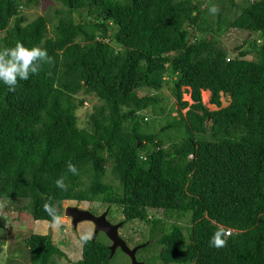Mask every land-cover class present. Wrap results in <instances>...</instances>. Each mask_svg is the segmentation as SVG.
Here are the masks:
<instances>
[{
  "label": "trees",
  "instance_id": "1",
  "mask_svg": "<svg viewBox=\"0 0 264 264\" xmlns=\"http://www.w3.org/2000/svg\"><path fill=\"white\" fill-rule=\"evenodd\" d=\"M39 1L0 0V49L51 57L15 90L0 85V198L49 222L45 202L60 216L64 200L118 204L124 224H150L136 244L155 241L164 263L264 264V0H55L54 16L30 19ZM230 28L248 33L232 50ZM80 93L100 100L85 125ZM217 228L231 230L219 249ZM52 238L25 239L31 264L63 258ZM109 244L82 241L74 264H110Z\"/></svg>",
  "mask_w": 264,
  "mask_h": 264
},
{
  "label": "rangeland",
  "instance_id": "2",
  "mask_svg": "<svg viewBox=\"0 0 264 264\" xmlns=\"http://www.w3.org/2000/svg\"><path fill=\"white\" fill-rule=\"evenodd\" d=\"M236 1L242 2L244 0ZM218 6L219 3L216 4V7ZM60 8H62L61 4L55 0H40L39 4L32 5L26 9V11L29 15V18L32 19L38 14L54 16L55 10ZM212 18H216V12L213 14ZM247 34L248 33L245 30L230 28L221 36L222 45L227 49L232 50L235 46L245 42ZM249 36H251V34ZM250 57L252 56H249V58ZM161 94L169 97L170 106H175V99L171 95L170 87L167 84L161 89ZM79 96L85 97V105L77 110V116L79 123L81 125H85L87 113L91 112L93 105L99 103L100 100L94 94L80 93ZM209 98L210 94L206 99L202 93L203 102L210 109H217L218 107L215 104L209 102ZM184 99L192 102L189 93H184ZM229 99V96L223 95L222 105H227L229 103ZM185 110L186 109H184V111ZM173 114H176V112H173ZM163 121L164 118L160 117L156 123L157 125H160L163 123ZM72 205L89 209L95 214H99L106 209V207L103 208L102 205L98 203L92 204L86 201L78 202L76 200H64L62 203V221L65 220V217H68L64 214V209L67 206ZM24 206H26V201L11 203L6 199L0 198V264H31L29 249L25 239L32 233H50L52 237H55V239H52L54 240L55 244L64 252V256L62 259L54 256L53 264H74L76 261L81 259L82 240L80 237L82 235L92 237L94 232V223L92 221H81L78 223L76 228L73 226L71 221V226L64 224L63 227L53 229L50 222L34 219L30 210L29 212L27 209L21 210ZM149 215L164 217L162 209H149ZM122 217L123 214L120 206L118 204L111 205L107 214L109 221L116 223L121 221ZM188 219L189 216H186L179 222L184 225ZM150 227L151 226L149 223L134 219L133 221H128L126 224L123 223L122 227L119 229V233L126 240L130 247H134L137 245L136 243L141 241L143 242L145 240L148 241L151 238ZM98 236L99 239L107 243H111L104 232H99ZM158 251L159 246L155 241H152L147 246L142 248L140 247L136 253V256L137 259L144 261L145 264H174L164 263L158 259ZM111 257L110 264H131L129 256L124 251H122L121 248H117Z\"/></svg>",
  "mask_w": 264,
  "mask_h": 264
},
{
  "label": "clouds",
  "instance_id": "3",
  "mask_svg": "<svg viewBox=\"0 0 264 264\" xmlns=\"http://www.w3.org/2000/svg\"><path fill=\"white\" fill-rule=\"evenodd\" d=\"M209 11L215 13L217 9L212 7ZM50 60L51 57H49L46 49L39 46L27 47L22 42H17L14 47L0 49V85L7 86L10 91H13L18 81L28 80L30 76L38 74L41 62H49ZM67 167L69 172L73 174L77 172L72 163L69 162ZM55 184L58 189L67 190L63 177L56 179ZM43 211L50 217L53 228L62 224V218L57 213L54 204L45 202ZM227 236L228 233L223 228H217L209 240V246L217 249L225 247ZM80 239L86 243L90 237L82 235Z\"/></svg>",
  "mask_w": 264,
  "mask_h": 264
},
{
  "label": "water",
  "instance_id": "4",
  "mask_svg": "<svg viewBox=\"0 0 264 264\" xmlns=\"http://www.w3.org/2000/svg\"><path fill=\"white\" fill-rule=\"evenodd\" d=\"M209 121V118H208ZM109 207H107L102 213L95 214L89 209L81 208L76 205L67 206L64 209V214L71 218L73 226L76 228L81 221H92L94 223V232L92 239H96L99 232H104L110 240L109 248L111 250L110 256H112L117 248H121L130 258L131 264H145L144 261L137 259L136 253L143 244H138L134 247H130L126 240L120 235L119 229L123 225V220L113 223L107 218Z\"/></svg>",
  "mask_w": 264,
  "mask_h": 264
},
{
  "label": "crops",
  "instance_id": "5",
  "mask_svg": "<svg viewBox=\"0 0 264 264\" xmlns=\"http://www.w3.org/2000/svg\"><path fill=\"white\" fill-rule=\"evenodd\" d=\"M204 91V90H203ZM205 91H208L209 92V94L211 93L210 92V90H205ZM62 218V217H61ZM45 221H47V220H45ZM47 222H49V221H47ZM51 223V222H50ZM64 224H66L67 226H71V219L69 218V217H65V220L64 221H62V224L59 226V227H63V225ZM50 228V227H49ZM56 228H58V227H56ZM56 228H53V229H56ZM47 230V229H46ZM44 234H46V233H44ZM53 238L55 239V237L53 236ZM82 245V244H81Z\"/></svg>",
  "mask_w": 264,
  "mask_h": 264
},
{
  "label": "bare ground",
  "instance_id": "6",
  "mask_svg": "<svg viewBox=\"0 0 264 264\" xmlns=\"http://www.w3.org/2000/svg\"><path fill=\"white\" fill-rule=\"evenodd\" d=\"M203 96L204 98H208L209 97V92L208 91H203Z\"/></svg>",
  "mask_w": 264,
  "mask_h": 264
},
{
  "label": "built area",
  "instance_id": "7",
  "mask_svg": "<svg viewBox=\"0 0 264 264\" xmlns=\"http://www.w3.org/2000/svg\"><path fill=\"white\" fill-rule=\"evenodd\" d=\"M227 59H229V58H227ZM230 231H231L230 229H227V231H226V232L229 234V233H230Z\"/></svg>",
  "mask_w": 264,
  "mask_h": 264
}]
</instances>
